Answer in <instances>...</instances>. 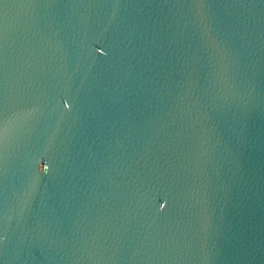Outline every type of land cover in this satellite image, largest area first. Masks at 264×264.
Segmentation results:
<instances>
[{
  "label": "water",
  "instance_id": "95a60500",
  "mask_svg": "<svg viewBox=\"0 0 264 264\" xmlns=\"http://www.w3.org/2000/svg\"><path fill=\"white\" fill-rule=\"evenodd\" d=\"M0 264H264V117L119 0H0Z\"/></svg>",
  "mask_w": 264,
  "mask_h": 264
}]
</instances>
